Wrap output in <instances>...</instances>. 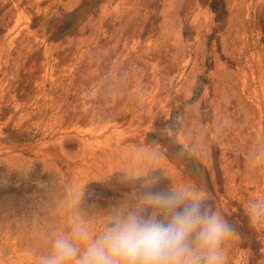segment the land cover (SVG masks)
I'll return each instance as SVG.
<instances>
[{"label":"rangeland","instance_id":"obj_1","mask_svg":"<svg viewBox=\"0 0 264 264\" xmlns=\"http://www.w3.org/2000/svg\"><path fill=\"white\" fill-rule=\"evenodd\" d=\"M178 185L264 264V0H0V264Z\"/></svg>","mask_w":264,"mask_h":264},{"label":"clouds","instance_id":"obj_2","mask_svg":"<svg viewBox=\"0 0 264 264\" xmlns=\"http://www.w3.org/2000/svg\"><path fill=\"white\" fill-rule=\"evenodd\" d=\"M260 159V157H257ZM151 211L130 208L94 232L74 221L51 239L37 264H227L237 228L191 185L138 194ZM249 226L264 227V198L248 202Z\"/></svg>","mask_w":264,"mask_h":264}]
</instances>
